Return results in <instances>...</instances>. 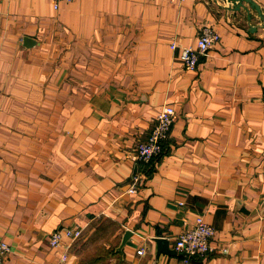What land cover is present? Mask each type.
<instances>
[{
	"label": "crops",
	"instance_id": "1",
	"mask_svg": "<svg viewBox=\"0 0 264 264\" xmlns=\"http://www.w3.org/2000/svg\"><path fill=\"white\" fill-rule=\"evenodd\" d=\"M258 22L224 0H0L2 264H264ZM204 25L220 40L186 70L179 50ZM164 105L163 153L128 193L132 150ZM197 216L219 253L159 251L155 238L173 249Z\"/></svg>",
	"mask_w": 264,
	"mask_h": 264
},
{
	"label": "built area",
	"instance_id": "2",
	"mask_svg": "<svg viewBox=\"0 0 264 264\" xmlns=\"http://www.w3.org/2000/svg\"><path fill=\"white\" fill-rule=\"evenodd\" d=\"M60 1L71 2L72 0H53L54 8H58ZM183 1V0H178ZM220 40V34L210 25H204L199 31L195 46H183L179 50V59L186 70H194L198 60L205 56L209 49L213 48ZM171 48L177 47L176 42L171 43ZM264 102V91L262 93ZM175 110L170 105L162 106L155 115L152 126L146 139L135 144L131 159L135 163L136 170L127 182L126 191L136 193L144 182L146 172L150 163L158 158L164 150L171 126L175 119ZM183 205L182 201L178 202ZM214 234V228L207 223L202 216H197L190 226L184 228L173 242V248L178 252H184L187 256H205L211 253H219L216 247L210 244ZM82 235V228H58L52 231L49 236V245L53 248H60L64 239L71 242L76 241ZM220 251L226 252V248ZM10 252V245L0 240V264H2ZM144 249H138L137 253L142 254ZM67 254L61 255V260H65Z\"/></svg>",
	"mask_w": 264,
	"mask_h": 264
},
{
	"label": "water",
	"instance_id": "3",
	"mask_svg": "<svg viewBox=\"0 0 264 264\" xmlns=\"http://www.w3.org/2000/svg\"><path fill=\"white\" fill-rule=\"evenodd\" d=\"M228 2H232L233 3V7L232 9L234 11H239L241 9H244L246 11V20L247 21H250L251 19V14H250V11L248 9V7L244 4L247 3L252 9H254L256 11V14H257V17L260 18V20H262L264 22V11L261 9V7L256 3L254 2L253 0H227ZM251 27L252 29H256V27L254 25L251 24ZM130 235V232L129 231H125L124 233V236L121 240V243L118 247V249L120 250L124 243L126 242L128 236ZM155 241L157 243V245L159 246V251H162V252H165V253H168V254H178V255H185L187 256L186 253L184 252H178L176 251L174 248H169L168 247V243L167 241L164 239V238H155Z\"/></svg>",
	"mask_w": 264,
	"mask_h": 264
},
{
	"label": "rangeland",
	"instance_id": "4",
	"mask_svg": "<svg viewBox=\"0 0 264 264\" xmlns=\"http://www.w3.org/2000/svg\"><path fill=\"white\" fill-rule=\"evenodd\" d=\"M224 2H226L229 5V7L232 9V7H233V3L232 2H228L227 0H224ZM244 4L248 7V9L250 11V14H251V19L250 20L257 19L259 21L258 22L259 26L264 29V22L262 20H260V18L257 17L256 11L254 9H252L247 3L244 2ZM241 10H243L246 13V11L244 9H241ZM241 10H239V11H241ZM243 18H244V16L242 17V15H241V20Z\"/></svg>",
	"mask_w": 264,
	"mask_h": 264
}]
</instances>
